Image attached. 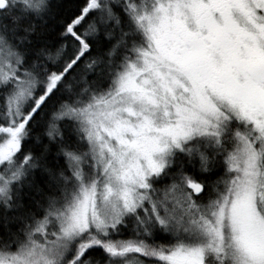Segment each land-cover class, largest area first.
<instances>
[{
    "label": "snow or ice",
    "instance_id": "snow-or-ice-1",
    "mask_svg": "<svg viewBox=\"0 0 264 264\" xmlns=\"http://www.w3.org/2000/svg\"><path fill=\"white\" fill-rule=\"evenodd\" d=\"M0 264H264V0H0Z\"/></svg>",
    "mask_w": 264,
    "mask_h": 264
}]
</instances>
